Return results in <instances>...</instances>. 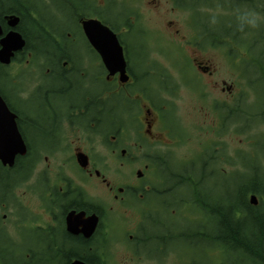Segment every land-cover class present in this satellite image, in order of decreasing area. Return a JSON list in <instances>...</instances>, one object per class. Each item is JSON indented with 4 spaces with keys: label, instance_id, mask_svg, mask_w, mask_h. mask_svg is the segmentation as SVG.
<instances>
[{
    "label": "flooded vegetation",
    "instance_id": "flooded-vegetation-1",
    "mask_svg": "<svg viewBox=\"0 0 264 264\" xmlns=\"http://www.w3.org/2000/svg\"><path fill=\"white\" fill-rule=\"evenodd\" d=\"M5 1L11 3L15 12L4 14L0 10V50L1 41L14 32L24 40V46L13 51L6 63L0 61V151L6 152L4 160L0 158V264L33 262L43 255L52 263L71 264L82 261L81 256L102 254L104 245L110 240L106 233L109 226L107 216L119 207L128 209L137 192L144 193L145 200L152 188L149 185L142 188V184L127 183L119 187L109 183L98 169L96 143L109 146L110 154H116L117 159L115 149L123 127L133 120L136 102L144 98L150 104L142 105L144 120H138L141 126L145 123L143 133H139L143 140L156 141L158 135L153 133L152 123L158 114L163 119L160 120L162 129L170 137L185 139L171 131L173 128L166 112L172 109L158 105L160 100L151 99L157 95L146 86L149 75L157 77L160 88L166 85L170 90V87L164 84L165 79H159L161 70L150 61V53L169 58L176 52L173 66L185 77L186 83L189 80L187 73L198 82L199 74L211 76L212 68L193 57L188 61L180 45L193 41L191 45L202 49L198 41L207 39L202 40L203 46L207 44L214 48L215 32L209 28L213 14L221 16V11L225 12L226 58L229 63L233 60L231 66L240 77L230 84L222 82L221 92L234 97L235 105L226 102L221 106L226 109V114H217L221 118L220 130L226 131V124L230 121L242 119L247 123V119L255 117L264 120V111L246 116L244 110V104L251 106L249 103L256 100L255 87L264 93V27L242 33L232 27V14L236 8L252 7L264 14V0H226V5L225 0H78L74 5L64 2L73 11L77 26L67 32L56 30L42 20L30 0H0V4ZM215 1L224 10H220ZM22 5L29 8L30 19L15 7ZM183 12H186L185 21L178 23L175 18ZM156 17L158 20L155 21ZM11 18L17 20L14 27L9 26ZM30 20L35 29L30 26ZM87 20L100 22L115 35L122 49L127 82H121L118 71L112 72L119 68L118 64L107 66L106 57L89 43L82 28V23ZM159 21L160 30L147 27ZM39 23L47 30V46H38L40 36L36 31ZM183 23H187L194 34L190 41L185 40L180 30ZM28 28L36 30V36L27 38ZM134 31L143 40L135 56L129 42ZM232 41L244 45L242 63L233 52ZM160 47L169 49L160 50ZM139 65L141 69H135ZM172 88L174 90L175 86ZM238 88L242 90L237 95ZM244 128L248 127L240 126L237 131ZM59 151L71 153L58 166L63 169L70 163L75 176H69L61 169L55 173L50 168L49 159ZM130 153L129 147L119 151L123 166L140 162H136ZM203 153L206 156L203 167H210L213 151L204 147L197 155ZM82 156L86 157V167L79 162ZM146 159L145 170L156 172V181L159 182H166L160 177L164 171L168 172L170 180L171 174L176 173L172 177L178 178V182L182 179L181 174L192 172L190 162L193 156L180 164H173L170 157L164 155L159 163L161 171L152 158ZM170 165L181 169H169ZM141 173V177L136 175L137 182L144 175L143 171ZM98 190H105L109 205H104L96 195ZM24 200L35 201L37 207L30 205L27 209ZM71 215L74 216L73 225L69 227L68 217ZM92 215L97 217V223L93 232L86 236V230H89L86 229V220Z\"/></svg>",
    "mask_w": 264,
    "mask_h": 264
},
{
    "label": "rangeland",
    "instance_id": "rangeland-1",
    "mask_svg": "<svg viewBox=\"0 0 264 264\" xmlns=\"http://www.w3.org/2000/svg\"><path fill=\"white\" fill-rule=\"evenodd\" d=\"M30 1V5L37 9L40 18L46 20L54 29L63 32L77 29L73 11L64 2L74 5L78 0H49L46 3L42 0ZM215 3L216 6L220 7L218 1H215ZM224 3L226 5V0ZM143 9L146 8L143 7ZM220 10L224 9L220 7ZM224 13V11H221L222 17L218 16L219 24H211L209 26L217 37L214 48L207 46L205 42V46H203L202 40L206 41L207 39L198 41L202 49L191 45L193 41L190 44L180 45L181 51L188 61L193 57V59L200 60L212 68L211 76L198 75L199 87H197L199 82L190 76L189 73H187L189 77L188 83L191 86L188 85L185 82V77L177 72V67L173 66L177 56L176 52L169 58L160 56L156 52L150 53V61L157 64L161 70L162 74H159V79L161 81L165 79L164 84L167 83L170 90H173L172 86H175L173 91H170L166 85L160 88L157 77L154 74L149 75L146 86L152 94L157 95V97L154 96L151 99L160 100L157 102L158 105H166L172 109L171 112H166L173 128L171 131L185 139H177V136L174 138L170 137L162 129L163 125L160 123L162 116L158 114L157 120L152 123V131L158 135L156 141L149 143L147 140H143L144 138L139 133H143L145 123L141 126L136 120L143 122L145 109H142V105L144 103L150 104L144 98V100L136 102L132 111L133 120L130 119L123 127V134L119 137L117 149H115L118 152L117 159L116 154H110L109 146L96 143L98 146L95 150V155L97 165H99L98 169L109 183L119 187L127 183L132 185L139 184V186L142 184V188L145 185H149L152 188L151 191H154L152 193H160V195H157L159 199L147 195L144 206L145 195L142 192H137L136 197H133L129 203L128 209L119 207L107 216L109 226L106 233L110 240L107 242V246L106 244L104 246L106 256L103 255V257L107 258L105 259L106 264H190L192 261H194V264H209L210 262L219 264L223 261L226 264V254L221 255V253L210 249L212 247L206 245L202 248H189L188 242L183 238V233H189L199 223L210 221L211 228H216L220 220L215 215H212L210 220L206 221L205 216L190 208V200L186 196L183 197V191H179L182 186L176 184L178 178L172 177V175H177L176 173L171 174L170 180L167 171L161 172L160 177L170 183L156 181V172L145 170V164L149 159H146V157L152 158L157 163L159 171H161L162 165L159 163L164 155L166 158L169 156L173 164H180L193 156V160L190 162L193 176L196 179L202 178V197L205 194L209 195L201 200H206L214 206H219L223 209L222 212L225 217L228 203H238L242 189L264 184V120L260 117H255L247 119V123H243L242 119L236 122L230 121L226 131L220 130L222 125L221 118L218 115L226 114V109L221 106L226 104V102L235 105L234 97L226 95V92H221L222 82L230 84L231 81H237L240 78L237 76L238 71H235L234 67L231 66L233 60L231 59L229 63L226 58V41L228 38L227 36L223 37L222 33H220L221 27L226 28ZM185 18L186 12H183L178 14L175 19L178 23H182ZM159 19L161 20V18ZM156 20H158V17L155 18ZM204 25L208 26L207 23ZM147 27L157 30L162 28L160 21L156 22V24L147 25ZM180 30H182V35L186 41H190V38H193L194 34L187 23H183ZM141 41L143 40L134 31L133 36L129 40L130 46L134 48V56ZM232 42L233 52L236 56L238 55V59L242 63L241 57L244 56L242 48L244 45L237 43V41ZM159 49L168 50L169 48L160 47ZM193 51L196 53L194 54ZM135 69H141L140 65L135 66ZM185 69H187L186 66ZM138 72H141V70H138ZM243 88L247 89V87ZM241 90L239 88L236 89V94L241 93ZM253 92L256 95V100L249 103L251 106L244 104L246 116L249 114L258 115L264 111V93L257 87H255ZM107 125L109 126L110 124L108 123ZM240 126L248 128H244L239 132L237 128ZM174 133L173 136H175ZM172 138L173 141H171ZM128 147L134 160L140 161L138 164L135 163L128 166L121 164L119 151H121V148L127 150ZM204 147L211 148L213 151V157L210 160L213 163L210 162V167H203L204 158L202 155H197L202 153ZM240 152L241 154H239ZM70 154V152L65 151L56 152L53 159L48 161L50 168L54 169L56 173L61 169L58 164L63 160L66 161ZM42 164L45 165L44 163ZM168 168L181 169L177 165H170ZM72 169L73 167L68 163L61 170L65 174H69V176H75ZM173 169L172 171H174ZM137 170L144 172L143 177L138 181L140 183L137 182L135 176ZM202 172H204V176H201ZM90 192H92L91 189ZM96 195L104 201V205H109L107 203L109 198L105 190H98ZM249 195L250 193L247 195L248 198ZM257 199L258 205L259 198ZM28 201L24 200V206L27 209L30 205L37 207L35 201ZM144 208L147 219L144 218V215H141V211ZM144 223L150 233L156 234V236H166V241H163L164 244L159 240H150L148 243L150 244L149 251L147 250V244L140 243L138 247L134 246V242L139 243L141 240L138 236L142 237L141 226ZM169 228L172 230L170 233L171 237L167 239ZM148 231L146 233L149 234ZM148 234L145 236L146 239L149 236ZM129 237H132V239ZM136 238L139 241H135ZM153 246H156L157 252H154ZM23 264L55 263L50 262L48 257L43 255L41 258H36L33 262L26 261Z\"/></svg>",
    "mask_w": 264,
    "mask_h": 264
},
{
    "label": "trees",
    "instance_id": "trees-1",
    "mask_svg": "<svg viewBox=\"0 0 264 264\" xmlns=\"http://www.w3.org/2000/svg\"><path fill=\"white\" fill-rule=\"evenodd\" d=\"M15 2H17V0H15ZM15 7L24 17H28L30 19V10L28 7L24 5ZM0 10L4 14L15 12L11 3L6 1L0 4ZM219 23L220 21L217 24ZM30 26L34 28L31 20ZM32 28L31 31L30 28L26 31L27 34L25 36H27V38H30L32 35L36 36V30H32ZM37 30L38 31L36 32H38V36H40V43L38 46H47L48 36L46 28L42 23H39ZM220 33H222L223 37H226V28L221 27ZM215 39H217L216 35ZM201 176H204V172H202ZM181 177V181L176 184L182 186L179 191H183V197L186 196L188 200H190V208L196 210L198 213H201L202 216H205L206 221H209L212 215H215L220 220L216 228H211V225L209 224L210 221L202 222L199 223L192 231H189V233H183V238L188 242V245L190 246L189 248H202L205 245L212 247L210 249L218 251L221 255L226 254V264H264V184L261 186H249L242 189L240 192L239 202L228 203L225 217L222 212L223 209L219 206H214L206 200H201L209 196L208 194H205L203 196L204 198L202 197V178L196 179L190 171L187 174H181ZM249 193L256 197V199L259 198L258 205H250L247 197ZM148 195L157 197L158 192H150ZM142 227V237L138 236L141 240L139 243L135 242L136 244L144 243L147 244V247H149L150 244L148 243L150 240H159L162 244H164L163 241H166L165 235L156 236V234L150 232L148 234L146 233L147 229L145 226ZM171 231L172 230L169 228L167 239L171 237ZM146 234L149 235L147 239L145 238ZM138 238H136L135 241H139ZM154 247L156 248V246H153V248ZM103 255L106 256L104 253L101 254L96 252V255L93 257L81 256L79 259L86 264H106L105 259L107 258L103 257ZM190 264H194V261ZM209 264L213 263L210 262ZM219 264L225 263L223 261Z\"/></svg>",
    "mask_w": 264,
    "mask_h": 264
},
{
    "label": "water",
    "instance_id": "water-1",
    "mask_svg": "<svg viewBox=\"0 0 264 264\" xmlns=\"http://www.w3.org/2000/svg\"><path fill=\"white\" fill-rule=\"evenodd\" d=\"M17 23L15 18H11L9 22L10 27H14ZM82 28L89 43L97 49L103 57H106L104 62L107 66L111 65L112 63L118 64L116 70L112 72H119L120 73V80L121 82L125 83L128 80V77L125 75V65L122 57V49L117 42L115 35L106 27L100 24V22L96 20H87L82 23ZM103 41V43L101 42ZM24 46V40L18 33H9L2 41H1V50H0V61L6 63L8 57L12 54L13 51L20 50ZM4 151H0V158L4 160L3 155ZM81 161H79L82 167H86V157L82 156ZM137 177H141V173L138 171ZM251 205H256L257 200L254 196L249 198ZM80 216L78 218L80 219ZM74 216L71 215L68 217L70 221H68V226L72 227L73 225V218ZM97 223V217L92 215L88 217L86 220V236H89L91 232H93L94 227ZM71 264H86L82 261H74Z\"/></svg>",
    "mask_w": 264,
    "mask_h": 264
},
{
    "label": "clouds",
    "instance_id": "clouds-1",
    "mask_svg": "<svg viewBox=\"0 0 264 264\" xmlns=\"http://www.w3.org/2000/svg\"><path fill=\"white\" fill-rule=\"evenodd\" d=\"M233 29L236 32H252L264 27V14L252 7H239L233 12ZM211 24L218 23V16L213 14Z\"/></svg>",
    "mask_w": 264,
    "mask_h": 264
}]
</instances>
